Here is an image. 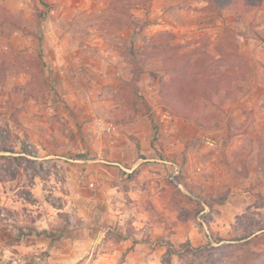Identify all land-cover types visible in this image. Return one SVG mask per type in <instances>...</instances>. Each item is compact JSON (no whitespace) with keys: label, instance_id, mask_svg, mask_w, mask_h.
Wrapping results in <instances>:
<instances>
[{"label":"rangeland","instance_id":"374dc122","mask_svg":"<svg viewBox=\"0 0 264 264\" xmlns=\"http://www.w3.org/2000/svg\"><path fill=\"white\" fill-rule=\"evenodd\" d=\"M257 1L238 11L211 0H0V214L37 195L61 205L57 191L80 182L103 187L116 230L154 238L138 252L143 264H168L172 237L180 250L172 264H208L218 253H187L182 244L221 245L238 236V216L264 228ZM184 56L188 64L164 65ZM224 76L235 77L229 88ZM172 80L174 90L162 93ZM167 95L182 98L187 112ZM244 193L248 204L236 198ZM251 251L264 264V237L225 264H256Z\"/></svg>","mask_w":264,"mask_h":264},{"label":"crops","instance_id":"0c3cea01","mask_svg":"<svg viewBox=\"0 0 264 264\" xmlns=\"http://www.w3.org/2000/svg\"><path fill=\"white\" fill-rule=\"evenodd\" d=\"M235 147L232 146V149ZM95 162L107 161L98 159ZM107 163L125 170L121 162ZM87 187L80 182V189L58 190V195L63 197L62 204L58 206L43 201L37 195L34 203L25 204L26 208L16 206L8 214H0V264H118L124 253L122 264H135L134 260L137 259L138 263L143 264L148 257L138 252L154 238L148 240L141 232L130 234L116 230V225L110 220L112 216L109 215L114 209L112 205L111 208L109 206V197L104 188L95 186V189L89 190ZM261 190L264 191V187ZM118 191V186L110 185V194ZM128 193L134 200L131 194L135 192L131 190ZM247 194H239L236 198L245 199L248 204ZM134 204L139 205L136 210L143 208L140 203ZM120 212L123 211L116 213ZM63 215L68 218L64 219ZM137 219L134 225L146 224L145 220L138 223L140 219ZM171 239L170 243H166L174 245L175 238ZM157 260L155 258L153 262Z\"/></svg>","mask_w":264,"mask_h":264},{"label":"trees","instance_id":"16d2710c","mask_svg":"<svg viewBox=\"0 0 264 264\" xmlns=\"http://www.w3.org/2000/svg\"><path fill=\"white\" fill-rule=\"evenodd\" d=\"M215 2V4L223 9H230V10H238V11H248L251 9V7L255 6L258 1L254 0H211ZM224 54V52H223ZM187 61V64L189 63L190 58L188 56L184 57H177V58H170L164 61V65L169 67V69H173L176 67V64L180 61ZM227 83V86L229 88L230 84L232 83L233 80H235V77H229V76H224V78ZM221 79V80H223ZM196 81V80H194ZM219 81V80H218ZM223 83V82H222ZM175 84V83H174ZM205 87H210L212 85L211 82H207L203 84ZM225 87V88H226ZM173 86V80L170 83V86L164 87L162 90V93L167 92L169 93V90H174ZM238 89V88H236ZM234 94L233 91L230 89L226 91V96L232 97ZM167 99L165 100L166 102H170L171 107H173L174 110L176 111H182V112H187L185 111L186 108V102L182 98H178L177 96H169L167 95ZM225 98V97H224ZM164 101V102H165ZM167 104V103H166ZM154 131L156 136L159 134V128L157 126H154ZM262 158V157H261ZM260 158L259 164L261 167L264 168V159L262 160ZM246 218V215L238 216L236 218V224L234 227V231L238 234V236L233 237L229 240H224V239H218V246H213L212 243L200 247V248H193L191 243L188 241L184 244H182V249H185L187 253H194V252H199L203 251V256L206 257V254L214 252L218 253L217 258H206L208 261V264H225L226 260L228 258H232L237 256V259L240 257H243L244 254H241L242 248L244 246H251V245H257L258 240L263 238L264 236H260L259 234L263 233L264 235V228H258V222L256 221H249V220H244ZM225 242L224 244H222ZM180 250H176L174 245L168 244L167 246V257H168V264L171 263V258L173 255L179 253ZM246 253V252H245ZM250 254H252L253 258L256 261V264H258V257L261 256V254H258L257 251H251ZM211 257H214V254L211 253ZM240 264V263H239Z\"/></svg>","mask_w":264,"mask_h":264}]
</instances>
